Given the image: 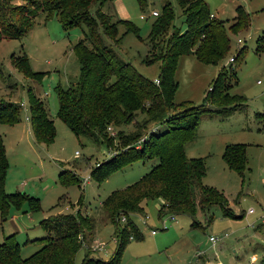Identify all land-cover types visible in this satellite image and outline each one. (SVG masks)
<instances>
[{
	"label": "rangeland",
	"instance_id": "obj_1",
	"mask_svg": "<svg viewBox=\"0 0 264 264\" xmlns=\"http://www.w3.org/2000/svg\"><path fill=\"white\" fill-rule=\"evenodd\" d=\"M201 1L212 17L222 21L225 27L232 23L237 6L249 16L246 29L236 34L226 30L230 50L223 60L216 65H203L191 54L183 55L177 58L172 74L176 84L173 103L188 102L191 106L208 109L200 115L193 139L184 144V155L202 160L204 175L201 185L220 193L225 201V209L235 214V218L223 216L222 208L217 205H209L204 210L196 205L191 217L185 214L171 215L174 221H166L165 229H162L160 220L169 215L158 218L159 200L146 201L142 203L140 214L127 215L140 239L126 240L117 264H201L195 256L204 254L210 258L214 250L217 255L215 259L211 257L213 264H228L237 259L246 263L252 251L257 256L255 264H260L264 256V249L253 245H264L262 236L253 232V227L264 225V0ZM22 2L14 0L12 5ZM164 4L169 5L173 14L171 25L182 31L184 25L175 0H145L142 8L135 0H112L101 7V12L110 18V22L120 18L136 29L134 35L126 32L123 25L116 24V42L112 43L101 35L103 42L119 59L151 81L157 78L158 63L144 62L148 54L146 36L149 24L154 19L150 12L159 14ZM93 8L91 6L90 10ZM84 34L83 25L62 29L55 17L45 19L39 13L33 17L31 28L19 39L0 41V100L19 105L17 123L12 126L0 124V138L7 164L3 190L5 193L23 192L35 197L38 202V210L34 212L21 206L19 210H8L6 217L0 218V242L7 235L6 232L16 225L14 236L23 258L38 249L37 244L24 243L25 240L45 234L38 226L40 220L57 213L77 212L79 216L92 220V230L83 239L86 249L80 248L71 264H81L86 250L91 258L109 260L116 246L114 226L121 228L123 224L116 220L112 224L102 211L101 202L112 192L135 183L155 163L153 159L133 160L97 182L89 171L109 158L110 153L125 149L117 140V128L111 125L105 128L103 144L84 137L75 138L56 118L55 88H66L76 79L78 64L71 46ZM241 48L242 52L238 53ZM10 55H24L31 72L39 75L36 78L23 76L10 65ZM235 56V61L229 63V59ZM218 73L222 85L226 86L223 93L243 98L240 103L232 107H222L218 103L205 105V94ZM257 80H261V83L257 84ZM27 90L42 102L52 121L53 138L47 144L37 143L32 138L28 123ZM153 127L155 125L149 122L140 130L146 135ZM155 128L156 133L165 130L163 124ZM119 129L123 133L134 131L131 125ZM236 143L245 147L246 165L242 176L226 168L220 159L223 147ZM146 153L147 150H144L143 158L147 156ZM59 168L71 171L78 179V187L59 186L56 183ZM85 177H88L87 182L81 186L80 180ZM61 196L59 204L55 206ZM192 196L196 200L197 191L193 190ZM250 209L254 211L251 214L248 213ZM241 213L243 215L239 216ZM143 216L147 218L145 223L141 222ZM150 230L154 231L152 235ZM262 231L264 233V228ZM224 232L229 236L218 240L210 248L207 238L219 237ZM250 241L252 244L249 246Z\"/></svg>",
	"mask_w": 264,
	"mask_h": 264
},
{
	"label": "trees",
	"instance_id": "obj_2",
	"mask_svg": "<svg viewBox=\"0 0 264 264\" xmlns=\"http://www.w3.org/2000/svg\"><path fill=\"white\" fill-rule=\"evenodd\" d=\"M14 0H0V41L19 39L32 26L33 17H55L62 29L83 25L85 34L71 46V52L78 64V74L66 88H55L57 100L56 118L75 137H84L103 143L107 126L117 128V140L125 149L109 156L89 171L97 182L110 173L121 169L133 160L153 159L155 163L135 183L120 191H114L101 202V209L113 224L123 216L125 223L116 230V246L107 261L89 257L86 250L81 264H117L120 252L129 236L133 240L140 235L127 215L141 213L142 203L159 200L157 216L185 214L192 216L197 205L204 210L209 205L222 208L223 216L234 217L225 209L223 197L214 189L201 185L204 175L200 158H187L184 144L191 141L200 115L208 109L191 106L188 102L173 103L172 95L176 84L172 79L178 57L191 54L203 65H216L230 50L226 30L237 33L247 28L249 16L240 7L232 23L225 27L223 22L213 18L201 0H175L184 25L181 31L171 25L173 14L168 4L161 7L149 24L146 36V64L158 63L157 84L138 74L130 64L119 59L101 39V35L116 42L115 25H123L126 32L136 35V29L126 20L110 18L101 12V7L112 0H23L12 5ZM139 8L145 0H135ZM94 6L93 10L90 7ZM241 48L238 53H241ZM238 56V54L236 55ZM233 57V62L236 59ZM10 65L23 76L36 78L31 72L24 55L9 56ZM220 73L205 94L207 103L223 106L240 103L243 98L223 93ZM28 123L32 138L37 143L47 144L53 138L52 121L47 116L42 102L27 90ZM238 101V102H236ZM19 105L0 100V124L12 126L18 121ZM159 124L165 130L156 133L153 127L146 135L140 130L147 123ZM131 125L133 132L123 133L121 126ZM144 136V137H143ZM143 137L138 148L135 143ZM104 144V143H103ZM144 150L147 156L143 158ZM220 159L225 167L242 176L246 165L244 144H226ZM7 164L0 138V218L8 210H19L25 206L29 212L38 210L35 197L23 192L5 193L3 190ZM77 177L69 170H60L56 183L62 187L77 184ZM193 190L197 191L194 199ZM240 214L239 216H242ZM38 226L45 234L25 240L38 245L28 257L20 256V245L15 236H3L0 242V264H71L80 248H85L83 239L92 230V220L74 214L52 215ZM264 264V256L260 260Z\"/></svg>",
	"mask_w": 264,
	"mask_h": 264
},
{
	"label": "crops",
	"instance_id": "obj_3",
	"mask_svg": "<svg viewBox=\"0 0 264 264\" xmlns=\"http://www.w3.org/2000/svg\"><path fill=\"white\" fill-rule=\"evenodd\" d=\"M210 15L212 16V14L210 13ZM120 19V18H119ZM60 170H66V169H63V168H59L58 170H57V173L60 171ZM57 175V174H56ZM87 182V181H86ZM85 182V183H86ZM84 183V184H85ZM80 185L81 186H83L82 184H81V182H80ZM4 186V185H3ZM71 186H73V185H71ZM75 186H77V184H75ZM62 187V186H61ZM69 187V186H68ZM78 187V186H77ZM28 196H30V195H28ZM33 197V196H32ZM62 198V196L61 197H59L58 199H57V201H56V204H55V206H57L59 203V200ZM159 202V201H158ZM159 206V205H158ZM254 211H252L251 213H253ZM251 213H249V214H251ZM242 214V213H241ZM263 214V213H262ZM55 215H59L58 213L57 214H55ZM52 216V215H51ZM263 216V215H262ZM49 217V216H48ZM47 218V217H46ZM234 218H235V214H234ZM11 219H13V216L12 217H10V221H9V223H11L12 222V220ZM43 219H45V218H43ZM42 219V220H43ZM41 221V220H40ZM39 223V222H38ZM264 225H262V224H260V225H257V226H255V227H253L254 229H253V232L255 233L254 235H257V236H262V238H263V244H264V233H263V231H262V229L264 228L263 227ZM17 231V226L15 225L14 227L12 226V228L10 229V230H8V232H6L7 233V235H9V234H13V235H15V232ZM229 236V234L228 233H221L220 235H219V240L221 239H224V238H226V237H228ZM32 237V236H31ZM25 238H27V237H25ZM251 240H253V239H251ZM208 241V240H207ZM209 243V242H208ZM252 244V242L250 241V244H248L249 246ZM253 245H255L256 247H262L263 249H264V245H260V243H254ZM209 246H210V248H213L214 246H211V244L209 243ZM212 251V253H213V250H211ZM256 252L255 251H252L249 255H248V258H247V261H246V263H243L242 262V259H237L236 261H230L228 264H255L256 262H257V256H256V254H255ZM216 255H217V252H216ZM216 255H215V250H214V253H213V255L211 254V257H216ZM195 257H197L198 259V262H200L201 264H213L211 261H213L212 260V258L210 257V258H208L207 256H205L204 254H197ZM215 259V258H214ZM214 262H215V260H214Z\"/></svg>",
	"mask_w": 264,
	"mask_h": 264
},
{
	"label": "built area",
	"instance_id": "obj_4",
	"mask_svg": "<svg viewBox=\"0 0 264 264\" xmlns=\"http://www.w3.org/2000/svg\"><path fill=\"white\" fill-rule=\"evenodd\" d=\"M156 12H150V16H156ZM238 42H241L240 40H238ZM233 62V58H230L229 59V63H232ZM262 77L264 78V73L262 74ZM154 84H157V80H153ZM257 84H260L261 83V80H257L256 81ZM107 130H109V128H107ZM111 134V133H110ZM144 137V136H143ZM143 137L138 139V141L135 143V148H138L141 144V142L143 141ZM113 155V153H110L109 156ZM88 177H85L83 179L80 180L81 184L83 185L86 181H87ZM253 210L250 209L248 210V213H251ZM262 213H263V216H264V209L262 210ZM168 218H165L163 220H160V226L162 229H165V226H166V221H169V222H173V218L171 216V214H168ZM163 216H159L158 218H161ZM147 220V218L145 216L141 217V222L142 223H145ZM116 222H120L121 224L125 223V219L123 216H120L118 217V219H116ZM154 233L153 230H150V234L152 235ZM128 239H131V236L128 237ZM208 242L211 244V245H214L215 242H217L219 240V237H212V236H209L207 238Z\"/></svg>",
	"mask_w": 264,
	"mask_h": 264
}]
</instances>
